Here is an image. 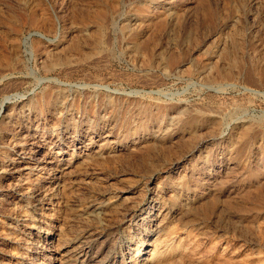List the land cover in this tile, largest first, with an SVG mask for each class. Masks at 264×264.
I'll return each instance as SVG.
<instances>
[{
  "label": "rangeland",
  "instance_id": "rangeland-1",
  "mask_svg": "<svg viewBox=\"0 0 264 264\" xmlns=\"http://www.w3.org/2000/svg\"><path fill=\"white\" fill-rule=\"evenodd\" d=\"M0 264H264V0H0Z\"/></svg>",
  "mask_w": 264,
  "mask_h": 264
},
{
  "label": "bare ground",
  "instance_id": "bare-ground-1",
  "mask_svg": "<svg viewBox=\"0 0 264 264\" xmlns=\"http://www.w3.org/2000/svg\"><path fill=\"white\" fill-rule=\"evenodd\" d=\"M85 245V244H84ZM87 249H89V247H85L84 248V250L82 251V250H80V251H82V254H81V257H82V255L87 251ZM89 252V251H88ZM74 253V252H73ZM75 254V253H74ZM74 256V255H73ZM80 257V256H79ZM74 260V259H73ZM69 262V261H68ZM85 262V261H84ZM83 262V263H84Z\"/></svg>",
  "mask_w": 264,
  "mask_h": 264
}]
</instances>
